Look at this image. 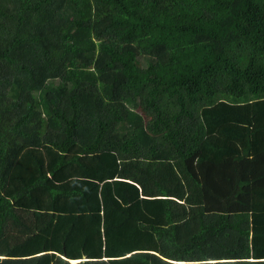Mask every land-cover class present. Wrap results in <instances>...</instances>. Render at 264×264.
<instances>
[{"label":"trees","instance_id":"trees-1","mask_svg":"<svg viewBox=\"0 0 264 264\" xmlns=\"http://www.w3.org/2000/svg\"><path fill=\"white\" fill-rule=\"evenodd\" d=\"M0 264H264V0H0Z\"/></svg>","mask_w":264,"mask_h":264},{"label":"crops","instance_id":"crops-1","mask_svg":"<svg viewBox=\"0 0 264 264\" xmlns=\"http://www.w3.org/2000/svg\"><path fill=\"white\" fill-rule=\"evenodd\" d=\"M86 259V258H85ZM71 261H73V260H71ZM75 261H79V260H75Z\"/></svg>","mask_w":264,"mask_h":264}]
</instances>
